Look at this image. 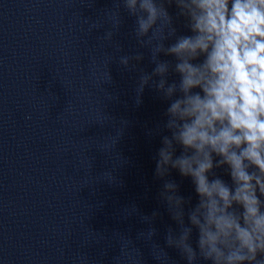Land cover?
I'll return each mask as SVG.
<instances>
[{
  "label": "water",
  "instance_id": "95a60500",
  "mask_svg": "<svg viewBox=\"0 0 264 264\" xmlns=\"http://www.w3.org/2000/svg\"><path fill=\"white\" fill-rule=\"evenodd\" d=\"M113 6L0 0V264H185L165 244L177 225L158 199L160 138L147 135L167 103L145 89L136 105L138 71L119 63L138 50L133 20L123 14L104 39ZM139 51L138 69L150 72ZM170 178L195 203L191 181L175 171ZM153 211L157 234L147 241L141 217Z\"/></svg>",
  "mask_w": 264,
  "mask_h": 264
},
{
  "label": "clouds",
  "instance_id": "9594fccd",
  "mask_svg": "<svg viewBox=\"0 0 264 264\" xmlns=\"http://www.w3.org/2000/svg\"><path fill=\"white\" fill-rule=\"evenodd\" d=\"M123 14L138 46L119 57L138 71L135 103L145 89L167 103L162 122L147 131L160 138L158 199L177 225L167 229L166 246L185 264H264V0H114L104 39L119 31ZM139 49L150 72L138 69ZM173 171L191 181L195 203ZM103 177L116 183L112 172ZM159 215L141 217L149 227L140 238L152 241Z\"/></svg>",
  "mask_w": 264,
  "mask_h": 264
}]
</instances>
